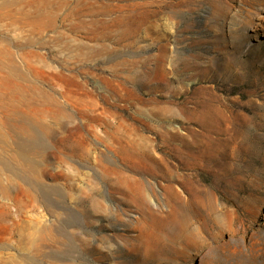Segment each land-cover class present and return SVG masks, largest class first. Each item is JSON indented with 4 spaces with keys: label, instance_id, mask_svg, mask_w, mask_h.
<instances>
[{
    "label": "rangeland",
    "instance_id": "1",
    "mask_svg": "<svg viewBox=\"0 0 264 264\" xmlns=\"http://www.w3.org/2000/svg\"><path fill=\"white\" fill-rule=\"evenodd\" d=\"M0 264H264V0H0Z\"/></svg>",
    "mask_w": 264,
    "mask_h": 264
},
{
    "label": "bare ground",
    "instance_id": "2",
    "mask_svg": "<svg viewBox=\"0 0 264 264\" xmlns=\"http://www.w3.org/2000/svg\"><path fill=\"white\" fill-rule=\"evenodd\" d=\"M181 11H182V10H181ZM172 13H173V15H174V16H179V15H178V14H179V12H178V11H175V10H174ZM6 188H7V187H6ZM240 255L242 256V254H241V253H239V256H240ZM241 259H242V260H244V261L246 262V260L243 258V256H242V258H241ZM241 259H240V260H241Z\"/></svg>",
    "mask_w": 264,
    "mask_h": 264
}]
</instances>
